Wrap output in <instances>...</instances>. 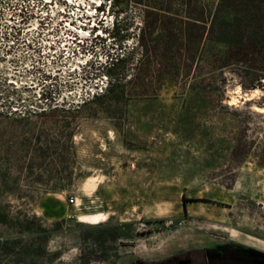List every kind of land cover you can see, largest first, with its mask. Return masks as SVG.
Here are the masks:
<instances>
[{"label": "rangeland", "instance_id": "obj_1", "mask_svg": "<svg viewBox=\"0 0 264 264\" xmlns=\"http://www.w3.org/2000/svg\"><path fill=\"white\" fill-rule=\"evenodd\" d=\"M69 1L0 0V264H149L221 242L264 256V78L155 81L147 0Z\"/></svg>", "mask_w": 264, "mask_h": 264}, {"label": "trees", "instance_id": "obj_2", "mask_svg": "<svg viewBox=\"0 0 264 264\" xmlns=\"http://www.w3.org/2000/svg\"><path fill=\"white\" fill-rule=\"evenodd\" d=\"M147 1L137 42L158 66L155 81L184 76L197 93L217 89L216 76L227 67L255 75L257 82L243 87L264 78V0H216L211 10L201 0Z\"/></svg>", "mask_w": 264, "mask_h": 264}, {"label": "flooded vegetation", "instance_id": "obj_3", "mask_svg": "<svg viewBox=\"0 0 264 264\" xmlns=\"http://www.w3.org/2000/svg\"><path fill=\"white\" fill-rule=\"evenodd\" d=\"M261 250L235 242H221L205 249L173 253L149 264H264ZM129 264V263H126Z\"/></svg>", "mask_w": 264, "mask_h": 264}, {"label": "bare ground", "instance_id": "obj_4", "mask_svg": "<svg viewBox=\"0 0 264 264\" xmlns=\"http://www.w3.org/2000/svg\"><path fill=\"white\" fill-rule=\"evenodd\" d=\"M50 1L51 0H47V3L49 2L50 3ZM67 1H69V0H67ZM94 1V0H93ZM98 1V0H97ZM100 1V0H99ZM109 1V0H108ZM65 2H66V0H65ZM102 3H103V1L101 2V3H99L97 6H99V5H102ZM92 11H94L93 10V8L91 7L90 8V12L92 13ZM94 15V14H93ZM99 23V22H98ZM71 24H72V22H71ZM90 27H92L93 29L94 28H98L97 27V24H93V25H91ZM79 29H80V27H79ZM82 35H86V33H87V30L85 29V28H83L82 30H80L79 31ZM103 34V33H102ZM87 35H89V34H87ZM238 89V88H237ZM259 90V88L258 87H256V88H253V92L252 93H255V91H258ZM259 92V91H258ZM245 97H247V96H245ZM250 98V97H249ZM253 109L254 110H256V111H258V112H261V113H264V106H261V105H253ZM105 215L104 214H86V215H83V216H81L80 217V220L82 221V222H86V223H91V224H93V223H98V222H100V221H102V220H104L105 219V217H104Z\"/></svg>", "mask_w": 264, "mask_h": 264}, {"label": "built area", "instance_id": "obj_5", "mask_svg": "<svg viewBox=\"0 0 264 264\" xmlns=\"http://www.w3.org/2000/svg\"><path fill=\"white\" fill-rule=\"evenodd\" d=\"M103 8H105V6L103 7ZM107 9V8H106ZM100 12V11H99ZM104 14V11H102V13H101V15H103ZM80 23H82V24H84V26L86 25V23H89V21L87 20H83L82 19V22H80ZM93 22L91 21V24H92ZM96 24V23H95ZM75 200V198L73 197V196H69V201L70 202H73Z\"/></svg>", "mask_w": 264, "mask_h": 264}]
</instances>
